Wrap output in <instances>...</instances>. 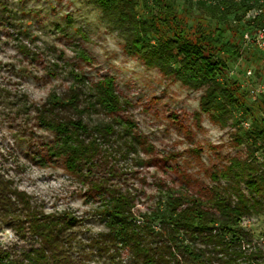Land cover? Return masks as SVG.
<instances>
[{
  "label": "rangeland",
  "instance_id": "obj_1",
  "mask_svg": "<svg viewBox=\"0 0 264 264\" xmlns=\"http://www.w3.org/2000/svg\"><path fill=\"white\" fill-rule=\"evenodd\" d=\"M177 4L189 17V26L201 16L240 48L241 56L227 61L226 74L239 84L241 108H233L225 126L200 112L202 89H189L127 55L120 31L101 18L91 0H0V174L45 214L74 217L71 250L74 258L80 255L77 264H138L126 249L99 253L92 244L107 231L98 211L101 194L108 189L131 193L139 218L163 210L173 197L206 200L215 185L213 172L224 170L233 158L248 160L250 150L261 155L262 142L254 144L253 135L264 129V48L245 42L244 34L255 39L246 16L249 9H262L256 25L264 29V0ZM20 46L29 55L22 54ZM80 52L89 61L80 59ZM75 75L84 85L104 76L114 79L116 92L130 106L113 116L134 122L139 139L135 153L121 157L123 150L118 149L80 173H70L64 157L52 152L56 136L38 123L33 107L52 93L78 89L82 84ZM83 117L89 123L103 118L96 112ZM240 228L251 240L246 249L264 252V213L243 218ZM13 246L28 244L0 224V247Z\"/></svg>",
  "mask_w": 264,
  "mask_h": 264
},
{
  "label": "trees",
  "instance_id": "obj_2",
  "mask_svg": "<svg viewBox=\"0 0 264 264\" xmlns=\"http://www.w3.org/2000/svg\"><path fill=\"white\" fill-rule=\"evenodd\" d=\"M91 1L101 18L120 31L127 55L139 57L147 67L189 89H202L199 110L212 121L225 126L233 108H241L239 84L226 74L227 61L238 59L241 51L225 39L223 29L205 24L201 16L189 26L177 0ZM19 51L30 53L24 46ZM79 56L89 61L84 52ZM74 77L82 84L78 89L52 93L33 107L38 123L56 136L52 152L64 157L68 172L80 173L118 149L123 150L121 157L135 153L139 139L134 122L113 116L130 106L116 92L114 79L104 76L84 85L83 78ZM90 112L103 118L89 123L83 116ZM257 140L263 148L264 129L254 133V144ZM255 153L249 151V161L233 158L224 170L213 172L215 185L206 200L173 197L163 210L139 218L131 193L108 189L101 194L98 211L107 231L93 239V246L99 253L126 249L138 264H264V252L246 249L251 240L240 228L243 218L264 213V164L256 161ZM74 222L67 213L45 214L0 174V224L28 244L0 247V264H77L80 255L74 258L71 250Z\"/></svg>",
  "mask_w": 264,
  "mask_h": 264
},
{
  "label": "built area",
  "instance_id": "obj_3",
  "mask_svg": "<svg viewBox=\"0 0 264 264\" xmlns=\"http://www.w3.org/2000/svg\"><path fill=\"white\" fill-rule=\"evenodd\" d=\"M262 13V9H258L257 13L254 12V10L249 9L246 13V16L248 17V22L251 27L255 30V39H251L252 37L246 33L244 34V41L249 42L251 41L256 47L259 49L264 48V29L257 27L256 20L257 16ZM255 158L259 161V163L264 164V147L262 148L261 155H257L255 153Z\"/></svg>",
  "mask_w": 264,
  "mask_h": 264
}]
</instances>
